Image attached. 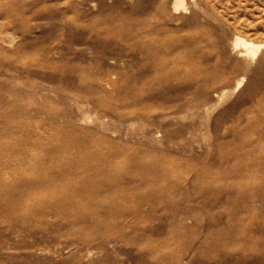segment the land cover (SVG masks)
<instances>
[{
	"label": "rangeland",
	"instance_id": "374dc122",
	"mask_svg": "<svg viewBox=\"0 0 264 264\" xmlns=\"http://www.w3.org/2000/svg\"><path fill=\"white\" fill-rule=\"evenodd\" d=\"M175 2L0 0V264H264V0Z\"/></svg>",
	"mask_w": 264,
	"mask_h": 264
},
{
	"label": "bare ground",
	"instance_id": "6f19581e",
	"mask_svg": "<svg viewBox=\"0 0 264 264\" xmlns=\"http://www.w3.org/2000/svg\"><path fill=\"white\" fill-rule=\"evenodd\" d=\"M185 2L184 0H176L175 2V8L178 9L181 6H184ZM235 44L236 46H243L246 53L252 56H255L260 48L263 46L261 43H256L252 40H248L242 36H236L235 37ZM30 175L28 178H30V182L34 181L29 187L25 185H19V184H12L11 182L5 183L4 185H1L0 189L4 192L8 193L9 196H11L10 204L8 205L9 210H22L27 211L29 217H35V215L40 216H47L52 213L51 215L58 217L61 216L59 213L55 211V208L57 205L65 204L66 200L61 198L58 195L57 187L58 183L57 181L63 180L65 178H71L72 176L62 174L59 176H53L52 178H49L50 175H34V174H28ZM104 180H109L108 178H103ZM53 185V191L50 193V195H44V193L41 191L42 185ZM35 200V201H34ZM38 202V207L35 205L29 206L30 202ZM55 202V205H52V203ZM47 203H50L51 205H48ZM52 206V207H51ZM11 207V208H10ZM41 211L39 214L38 210ZM51 209H53L51 211ZM62 217V216H61ZM68 217V215H67ZM72 217V216H71ZM70 220V218L68 217ZM244 246H256L258 245L257 250H263L264 251V239H243ZM248 242V243H247ZM255 249H253L255 251Z\"/></svg>",
	"mask_w": 264,
	"mask_h": 264
}]
</instances>
